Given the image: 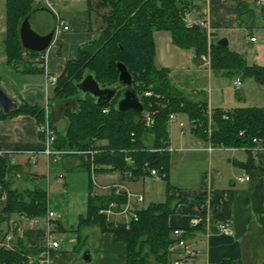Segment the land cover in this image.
Instances as JSON below:
<instances>
[{"label":"crops","instance_id":"crops-1","mask_svg":"<svg viewBox=\"0 0 264 264\" xmlns=\"http://www.w3.org/2000/svg\"><path fill=\"white\" fill-rule=\"evenodd\" d=\"M262 6L264 0H192L191 7L185 11V22L191 25L198 20L206 21L211 37L225 38L227 48L241 54L248 65L264 67ZM39 7L42 5L37 4L33 9ZM58 13L73 30L88 31L86 8ZM49 25L46 19L37 17V30L31 31L41 36L47 32ZM0 27V89L17 107L27 103L47 109L49 122L63 131L58 123L63 122L62 128H65L63 112L67 103L50 101L54 84L47 85V75L56 78L65 61L76 57L74 52L69 57H60L66 46L53 36L48 48L57 42L56 54L59 57H53L47 48L42 71L21 72L6 61L2 43L4 16L3 30ZM159 38L161 58L165 60L171 53L165 52L163 44L166 40L172 43L171 36L169 33ZM92 39L93 36L80 45ZM194 57V65L181 71H173L168 64L163 66L169 69L171 82L186 99L205 101L208 111L264 107L263 85L247 78L242 79L241 85L236 88L234 81L238 76L226 77L215 73L200 57ZM216 92L220 94L218 98L215 97ZM182 114L189 122L188 132L182 121L176 122L178 113L168 121V150L173 165L170 164L166 179L149 174L132 178L107 170L110 166L103 167L104 171L99 173L87 171L78 155H64L60 160L52 161L44 153L45 145L33 116L18 114L0 118V152L7 153L10 164L16 167L15 173L10 176L12 188H32L48 171L53 172L62 185V190L56 188L55 199L47 201V210L55 212L54 217L48 218L45 214L31 218L13 214L8 220L0 219V238L16 236L27 248L40 249L46 237L50 236L58 242V246L51 249L48 264H126L125 243L115 241L110 232L102 231L96 224L80 223V219L86 216L89 197L114 193L113 186L123 184L130 194L128 201L136 210L151 203H162L168 194L173 211L167 217V225L170 230L183 229L186 242L196 252L186 264H220L224 260L231 261V264H264V171L253 173L242 165L250 155L246 147L212 146L208 140L195 136L190 120L185 113ZM172 123L177 124L182 135L176 142L177 147L171 134ZM144 142L152 148L150 137ZM98 144H105V141ZM172 152L174 154L171 155ZM251 155L255 165L264 166V158L255 156L254 148ZM187 156L196 160L185 166L183 162ZM66 172L77 174L71 176L68 173L65 176ZM244 175H249L250 179L237 180ZM147 178L151 179V184H148ZM162 183L170 186L168 193L166 188L163 190ZM115 195L124 197L126 202L124 193ZM136 195H140L142 200L136 201ZM226 220L231 225V234H224L217 228L219 222ZM83 252L89 254V262L82 259Z\"/></svg>","mask_w":264,"mask_h":264},{"label":"trees","instance_id":"trees-1","mask_svg":"<svg viewBox=\"0 0 264 264\" xmlns=\"http://www.w3.org/2000/svg\"><path fill=\"white\" fill-rule=\"evenodd\" d=\"M192 0H85L92 29V14L100 24L98 35L79 46L77 55L67 59L55 79L50 101H70L65 107L64 131L55 130L52 146L78 155L83 167L95 173L107 170L129 173L133 178L149 174V168L164 174L166 179L170 167L168 150V117L185 113L191 123V131L198 138L208 140L212 146L246 147L251 155L255 147L253 138L260 139L264 148V107H244L232 110L213 109L208 115L205 101L193 102L173 85L169 69L155 65L154 31H168L174 45L192 49L199 58L208 54L210 69L218 74L240 80L251 78L264 86V67L248 65L241 54L230 51L227 46L217 44V38L207 42L204 29L196 24L187 25L185 11ZM33 0H5L4 32L2 43L6 61L21 72L42 71L33 60L38 52L22 47L19 25L33 10ZM260 12L264 17V6ZM97 21V20H95ZM97 23V22H96ZM23 52L26 55H23ZM123 63L132 76V84L143 104V112L134 110L120 112L116 103L117 94L108 104L98 105L90 94L81 95L76 87L85 74L90 73L100 87L115 84L118 76L116 62ZM149 91L150 95L144 93ZM27 114L37 124L46 119L47 109L27 103L19 105L9 113L0 111V118ZM151 122L145 124V116ZM243 130L242 135L239 132ZM152 139V148L145 139ZM105 141V144H98ZM93 151L90 162L81 152ZM242 164L253 173H261L264 166L255 165L252 155ZM255 156L264 158V150ZM130 160V161H129ZM16 167L10 164L7 153L0 152V219L8 220L13 214L41 217L47 211V192L38 185L18 190L12 188L10 176ZM170 186L167 185L168 193ZM124 202V197L113 191L103 196H91L87 201V212L80 223L96 224L102 231L112 234L115 241L126 244V264H171L172 255L168 247L173 243L167 217L173 211L170 197L162 203H151L137 210V219L126 227L114 224L99 213L109 202ZM11 248L0 247V264H26V255L37 254L40 249L27 248L19 237L10 239ZM220 264H231L224 260Z\"/></svg>","mask_w":264,"mask_h":264},{"label":"built area","instance_id":"built-area-1","mask_svg":"<svg viewBox=\"0 0 264 264\" xmlns=\"http://www.w3.org/2000/svg\"><path fill=\"white\" fill-rule=\"evenodd\" d=\"M39 5L45 6L52 10L54 14V26H53V36L56 37L57 34H59L62 31H66L69 29V25L63 18V16L58 13L56 10L53 9L54 1L56 0H33ZM69 2H72L73 0H66ZM196 25L200 26L202 29L205 30L208 42L210 41V28L206 21L204 20H198L195 22ZM251 40H254V38H251ZM47 50V49H46ZM46 50L38 52V55L33 58V60L36 62V64L44 69L45 68V60H46ZM23 55H26L25 52H23ZM200 59L203 61L204 64L207 66H210V60L209 55H201ZM55 79L53 76L47 75V85H53L55 83ZM235 87L238 88L241 85V80L239 78H236L234 81ZM145 95H150L151 93L149 91L144 93ZM210 114V111H208V115ZM174 114H170L168 117V121L173 119ZM151 122L150 115L145 116V124L149 125ZM37 132L39 133L41 140L43 141L45 148L44 153L46 156L51 159L52 161H58L64 156L65 152L56 150L53 148L52 143L55 139V130L50 125L48 120V113L46 114V119L43 123L37 124ZM244 133L243 130L239 132L240 135ZM255 143L254 147V155L258 151L264 150V148L260 145V139L253 138L252 140ZM93 151H85L81 152L83 155L85 161L90 162L91 154ZM130 161V160H129ZM91 170L93 169V164H90ZM125 176H130L129 173H125ZM149 175L155 177V178H163L164 174H159L157 170L150 169L149 168ZM249 175L239 176L237 177V180H249ZM113 190L115 194H125L127 196L126 202L119 204L115 201L109 202L104 208H101L99 210V213L103 214L105 216V219L108 221H112L114 224L117 223H123L126 227H128L129 223L131 221H135L137 219V210L129 203L128 198L130 196L127 188L123 184H117L113 186ZM142 197L140 195H136V201H141ZM47 217L52 218L55 216V212L53 211H46ZM217 228L220 232L224 234H231L232 228L229 223V221H223L219 222L217 224ZM171 235L173 238V243L168 247V251L172 255L171 264H186L189 260L195 257L196 252L195 250L186 242L184 238V230L181 228H174L171 231ZM12 237L10 235H5L3 238H0V247L5 248H11L10 239ZM58 246V242L56 240H53L50 236H47L45 241L43 242V246L41 250L37 254H29L25 256L26 264H48L49 260L51 258V249L56 248ZM207 264H212L208 262Z\"/></svg>","mask_w":264,"mask_h":264},{"label":"rangeland","instance_id":"rangeland-1","mask_svg":"<svg viewBox=\"0 0 264 264\" xmlns=\"http://www.w3.org/2000/svg\"><path fill=\"white\" fill-rule=\"evenodd\" d=\"M34 3H35L34 6H36L37 3L36 2H34ZM4 9H5L4 0H0V14H1L0 15L1 16L0 26H2V30H3ZM53 9L56 10L57 12H61V11H65V10H71V11H74V10L79 11L80 10V11H82L83 9H85V0H73L72 2H69L66 0H56V1H54ZM92 20H93L92 29H88V31H85V32L75 31L71 28V26L68 23L69 29L66 31H62L56 35V38L58 40L63 41L62 43L66 46V49L62 52V55L60 57H69L72 55L73 52H74L73 55L75 57L77 55L79 45L82 42L87 41L92 36L94 38L98 35V30L96 29V26H98L100 24V19L99 18L96 19L95 12H93V14H92ZM95 20H97V21H95ZM66 22H67V20H66ZM49 23H50V21L48 20V24ZM30 29L33 31L37 30V28L35 26V17L32 18L30 21ZM168 35H169L168 31H154L153 32V41H154V48H155V60H154L155 65L163 67L165 64H168L170 66V68L173 69V71H181V70H183V68L188 67V66L192 67L194 65V61H195V57L193 55L192 49L179 48L167 40L164 41L163 45L166 49L165 52H167V53L170 52L171 55H170V57L165 58V60H163V58H161V54H160V45L161 44H160V38L159 37L168 36ZM211 38H213V37H211V34H210V40H211ZM207 42H208V38H207ZM57 45H58L57 42H55L50 46V48H48V52H50V54L53 55V57H55V58L59 57L56 54ZM49 58H50V55H48V59ZM54 61H55V59L53 58V62ZM219 96H220V94L218 92H216L215 97L218 98ZM178 114L179 115L177 116L176 122L182 121L184 128L188 132L189 122H188L186 116L182 113H178ZM58 125L64 131L65 128H62L63 122H59ZM65 125H66V122H65ZM177 127L178 126L176 123H172L171 134L173 136V141H174L175 147H177L176 142L182 138L181 137L182 135L179 133ZM186 134H188V133H186ZM172 154H174V153L172 152L171 155ZM184 159H185V161H184ZM184 159H183V161H184L183 164H185V166H187L190 163H193L196 160L194 157H190V156H187ZM171 163L173 165L172 159L170 160V164ZM68 173L69 172H66L65 176ZM69 174H71V176H73V174H77V172L76 173H69ZM146 180H147L148 184H151V182H152L151 179L147 178ZM38 182H39L38 185L47 192L48 199H50V200L55 199V196L53 194L56 193L55 192V191H57L56 188H61V190H62V185L58 182V180H57V178L53 172H49V171L46 172V176L43 179L38 180ZM29 184H30V182H29ZM162 184H163V190H165L166 183H162ZM30 185H33V182ZM17 189H20V188L17 187Z\"/></svg>","mask_w":264,"mask_h":264},{"label":"water","instance_id":"water-1","mask_svg":"<svg viewBox=\"0 0 264 264\" xmlns=\"http://www.w3.org/2000/svg\"><path fill=\"white\" fill-rule=\"evenodd\" d=\"M41 17L50 21L47 32L41 36L34 35L30 29V21L32 18ZM54 26V14L51 9L47 7H39L29 12L21 21L19 25V38L21 45L24 49L34 52H41L48 48L51 39L53 37ZM217 44L220 46H227V40L220 38L217 40ZM116 70L118 76L115 84L109 87H100L97 81L90 73L76 83V87L80 91L81 95L90 94L95 98V102L98 105L108 104L117 94L120 97L116 103V108L120 112L127 110H134L142 113L144 108L143 104L137 96L136 90L132 84V76L127 67L121 63L116 62ZM69 105L70 101H64ZM17 108V104L9 98L2 89H0V109L3 113H9ZM82 259L84 261H90L89 254L87 252L82 253Z\"/></svg>","mask_w":264,"mask_h":264}]
</instances>
